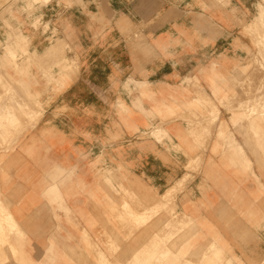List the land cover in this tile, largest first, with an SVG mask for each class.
Listing matches in <instances>:
<instances>
[{
  "label": "crops",
  "instance_id": "crops-1",
  "mask_svg": "<svg viewBox=\"0 0 264 264\" xmlns=\"http://www.w3.org/2000/svg\"><path fill=\"white\" fill-rule=\"evenodd\" d=\"M262 11L0 0V264H264Z\"/></svg>",
  "mask_w": 264,
  "mask_h": 264
},
{
  "label": "bare ground",
  "instance_id": "bare-ground-1",
  "mask_svg": "<svg viewBox=\"0 0 264 264\" xmlns=\"http://www.w3.org/2000/svg\"><path fill=\"white\" fill-rule=\"evenodd\" d=\"M263 17H264V15H263ZM257 19H258V18H257ZM262 24H263V23H262ZM263 25H264V24H263ZM47 30H48V29H47ZM46 32H47V31H46ZM260 43H261V42H260ZM260 45H261V44H260ZM260 45H259V46H260ZM19 46H20V45H19ZM68 46H69V45H68ZM21 47H22V46H21ZM22 52H23V51H22ZM66 52H67V51H66ZM27 54H28V53H27ZM261 54H262V53H261ZM259 56H260V55H259ZM262 56L264 57V54H262ZM263 61H264V60H263ZM9 88H10V87H9ZM8 90H9V89H8ZM19 93H20V92H19ZM17 94H18V92H17ZM19 95H20V94H19ZM20 96H21V95H20ZM20 96H19V97H20ZM9 97H10V96H9ZM16 97H18V96L16 95ZM20 98H21V97H20ZM11 99H12V98H11ZM23 100H24V99H23ZM20 101H22V100H20ZM25 101H27V100L25 99ZM257 101H258V100H257ZM259 102H260V101H259ZM261 102H262V101H261ZM19 103H20V102H19ZM23 105H24V104H23ZM254 106H255V105H254ZM39 107H41V106H39ZM260 107H261V106H260ZM36 108H38V107H35V109H36ZM31 109H32V108H31ZM10 110H11V112H12L13 109H10ZM29 111H30V109H29ZM40 111H41V110H40ZM30 112H31V111H30ZM30 112H28V113H30ZM42 112H43V111H42ZM12 113H14V112H12ZM10 114H11V113H10ZM10 114H9V115H10ZM31 114L33 115V114H36V113H31ZM11 115H12V114H11ZM12 116H13V115H12ZM10 117H11V116H10ZM13 117H14V116H13ZM33 118H34V117H33ZM15 119H16V118H15ZM175 185H176V183H175ZM175 187H176V186H175ZM168 189H169V188H168ZM171 189H172V188H171ZM168 195H169V194H168ZM6 204H7V202H6ZM10 204H11V203H9V205H10ZM7 205H8V204H7ZM5 206H6V205H5ZM7 212H8V211H7ZM86 238H87V237H86ZM87 240H88V239H87ZM90 241H91V240H90ZM88 242H89V241H88ZM91 246H92V245H91ZM93 247H94V246H93Z\"/></svg>",
  "mask_w": 264,
  "mask_h": 264
},
{
  "label": "rangeland",
  "instance_id": "rangeland-1",
  "mask_svg": "<svg viewBox=\"0 0 264 264\" xmlns=\"http://www.w3.org/2000/svg\"><path fill=\"white\" fill-rule=\"evenodd\" d=\"M263 15H264V12L262 11L260 17H261V18H264ZM263 24H264V22H263ZM263 24H261V27L264 28V25H263ZM262 59L264 60V57H263V56H262ZM262 70L264 71V67H263ZM263 80H264V76H263ZM41 115H42V114H41Z\"/></svg>",
  "mask_w": 264,
  "mask_h": 264
}]
</instances>
